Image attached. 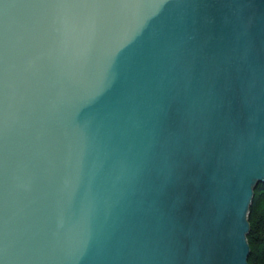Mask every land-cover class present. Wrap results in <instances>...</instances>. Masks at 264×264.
Instances as JSON below:
<instances>
[{
  "label": "water",
  "instance_id": "water-1",
  "mask_svg": "<svg viewBox=\"0 0 264 264\" xmlns=\"http://www.w3.org/2000/svg\"><path fill=\"white\" fill-rule=\"evenodd\" d=\"M154 2L0 0V264H248L264 0Z\"/></svg>",
  "mask_w": 264,
  "mask_h": 264
},
{
  "label": "clouds",
  "instance_id": "clouds-1",
  "mask_svg": "<svg viewBox=\"0 0 264 264\" xmlns=\"http://www.w3.org/2000/svg\"><path fill=\"white\" fill-rule=\"evenodd\" d=\"M166 0H155L154 3H152L149 6V11L143 15H141L138 18L137 21V27H139L143 23V19L147 15H153L156 13H159L164 10ZM225 59L228 61L229 64H235L237 67V70H241L243 68L242 60L244 59L240 55L236 53L228 54ZM210 67L208 68V80H212L220 71V63L217 61L215 57L210 58ZM195 70V59L194 58H185L184 62L181 66V73L180 76L177 79V87L179 89H188L192 85V79H193V73ZM253 75H255V71L253 70ZM210 96H208L206 99L202 101L200 104V110L201 112H204L208 109L210 104ZM162 237L156 238L153 243L156 245H159L161 243ZM149 241H145L147 244Z\"/></svg>",
  "mask_w": 264,
  "mask_h": 264
},
{
  "label": "trees",
  "instance_id": "trees-1",
  "mask_svg": "<svg viewBox=\"0 0 264 264\" xmlns=\"http://www.w3.org/2000/svg\"><path fill=\"white\" fill-rule=\"evenodd\" d=\"M250 246L248 264H264V181L259 182L248 212Z\"/></svg>",
  "mask_w": 264,
  "mask_h": 264
}]
</instances>
